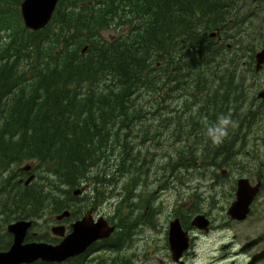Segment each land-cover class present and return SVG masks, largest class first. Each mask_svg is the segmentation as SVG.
<instances>
[{
	"label": "trees",
	"instance_id": "16d2710c",
	"mask_svg": "<svg viewBox=\"0 0 264 264\" xmlns=\"http://www.w3.org/2000/svg\"><path fill=\"white\" fill-rule=\"evenodd\" d=\"M23 1L0 0V180L39 162L58 177L57 189H70L97 151H122L124 164L134 151H164L165 142L168 151L264 142L262 80L245 74V4L264 0H59L38 31L27 29ZM251 12L253 60L264 46V14ZM44 178L0 182L6 223L43 215L53 201ZM61 202L56 212L66 210ZM9 242L6 233L0 250Z\"/></svg>",
	"mask_w": 264,
	"mask_h": 264
},
{
	"label": "flooded vegetation",
	"instance_id": "af4514ba",
	"mask_svg": "<svg viewBox=\"0 0 264 264\" xmlns=\"http://www.w3.org/2000/svg\"><path fill=\"white\" fill-rule=\"evenodd\" d=\"M253 7L245 4V74L262 78L264 90V65L257 71L255 61L264 46L255 52L254 70L249 72L252 63L248 34ZM96 153L100 158L86 170L83 178L86 183L82 179L81 188L66 200V210L48 216L44 227L37 225L44 214L32 219L34 225L25 243L59 244L85 218L92 224L104 220L114 229L111 232L104 229L103 236L78 256L60 263L42 262L264 264V207H257L264 195V151H178L177 163L161 167H149L151 151H141V165L133 167L122 163V151ZM170 154L171 151H166L168 157ZM185 155H194L196 159H187ZM22 174L19 179L25 184L24 178L35 175L34 181L38 176L33 165ZM257 185L260 190L254 196L250 214L246 219L234 217L230 213L232 206L239 200L245 204V198L253 197ZM245 186L249 190L246 195ZM104 205L113 212L107 213ZM63 212L67 216L58 220L57 216ZM56 227H64V236L55 233L61 232ZM46 233L47 238L39 236ZM8 236L10 249L14 236L10 233Z\"/></svg>",
	"mask_w": 264,
	"mask_h": 264
},
{
	"label": "water",
	"instance_id": "95a60500",
	"mask_svg": "<svg viewBox=\"0 0 264 264\" xmlns=\"http://www.w3.org/2000/svg\"><path fill=\"white\" fill-rule=\"evenodd\" d=\"M59 0H24L21 4L22 16L27 29L38 31L44 29L51 22L56 11ZM217 35L212 33V36ZM88 47L83 50L87 51ZM259 71L264 65V49L257 53ZM259 97H264V91L259 94ZM32 169V165L21 167L22 171ZM35 175H31L26 184H29ZM256 191L253 192V197L245 198V204L242 200L235 203L230 209V213L234 217L247 218L250 213V205L254 200V196L259 192L260 186L257 185ZM249 192L245 186V195ZM67 216V212L57 216L58 220H62ZM89 218L75 224L74 232L66 237L61 243L56 245L47 244L44 242H29L25 243L27 234L32 228L34 221L32 219H21L10 223L7 231L14 236V242L10 249L0 251V264H33L37 261L46 262H63L69 257L78 256L85 252L92 242L103 236L102 231L108 229V232L114 228L109 227L108 223L100 220L96 224L90 223ZM61 229V232H55L57 235L64 236V227H56ZM54 229V228H53Z\"/></svg>",
	"mask_w": 264,
	"mask_h": 264
},
{
	"label": "rangeland",
	"instance_id": "374dc122",
	"mask_svg": "<svg viewBox=\"0 0 264 264\" xmlns=\"http://www.w3.org/2000/svg\"><path fill=\"white\" fill-rule=\"evenodd\" d=\"M251 5H255V7H253V8H258L257 14H260V13L264 14V11L262 10V8L258 7V5H256V4H251ZM253 8H251V10ZM263 44H264V42H263ZM251 61H254V59L251 60ZM253 63L254 62H252V68H253ZM256 65H258L257 62H256ZM257 79L260 80V81L262 80V78H255L254 79V78H250V76H247V80L248 81H251V80L255 81ZM167 113L168 112L165 111V114H167ZM168 132H169L168 126L166 125L165 128H164V136H165V139H167V140H168ZM176 139L179 140L180 136H177ZM235 146H236V148H235L236 151H264V142L263 141H257L256 139H255L254 143L251 142L250 140H248V142L245 143V140H244V141L239 142ZM171 148H177V147H171ZM164 151H151L152 155L148 157V161H147L149 167H152V166L161 167V166L167 165L168 163H170V164L177 163V161L179 160V156L176 155L178 153V151H171L172 154H170L169 157H168V155H166V151H168V142H165V150ZM195 151H202V150L200 148H196ZM140 153H141V151H134L132 153L131 157L126 159L125 166L133 167V166L141 165L140 164V161H141L140 160L141 159ZM143 153H144V151H143ZM146 159H147V157L145 158L144 165H146ZM29 164L33 165V167L36 168L38 176L36 177V179L34 181L30 182L28 185H30L32 183L33 184H37V183L41 182V178L42 177H45L42 180V182H44L45 184H48L47 186H53V191H52L53 201H52V203H50L45 208V210L43 212V214H44L43 218H41L39 220V222L37 223V225H39L40 227H44L46 225V223H47V220L49 219L48 216H51L53 214L56 215L55 211L57 210V208L60 205L63 204L61 202V200H65L66 199L67 202H68V200L73 196V195L70 196L72 194V192L77 190V189H79V188H81V186H80V184H78L76 187L69 189L66 186L60 185V187L63 190L57 189L56 185H57L58 177L55 176V174H52V173L48 172L45 169V165H42L39 162H34V163L33 162H27V163H24L21 166H16L15 171L11 169L9 172H6L3 175V180L8 178V177H10L11 175H14V179L17 180L18 182H20L19 176L21 175V178H23L21 167L29 165ZM95 172L96 171L94 170V173ZM27 178H24L25 181L27 180ZM129 178H130V175L127 177V179H129ZM3 180H0V182H2ZM83 183H86L85 179H83ZM21 184L26 185L25 183H21ZM47 186H46V188H47ZM68 189L70 190V192H66V190H68ZM261 197L262 198L259 200V202H257V207L259 205L264 207V195L261 196ZM175 200H177V199H174V201ZM59 202H61V204H58ZM102 207L106 210L107 213H112L113 212V209L109 208L107 205H104ZM6 218H7L6 216H0V239H1V241H5V234L6 233L8 235V232H7V229H6L7 223L4 221V219H6ZM33 219H35V218H33ZM39 236L43 237V238H47L48 237L47 233L46 234H40Z\"/></svg>",
	"mask_w": 264,
	"mask_h": 264
},
{
	"label": "bare ground",
	"instance_id": "6f19581e",
	"mask_svg": "<svg viewBox=\"0 0 264 264\" xmlns=\"http://www.w3.org/2000/svg\"><path fill=\"white\" fill-rule=\"evenodd\" d=\"M255 61H256L257 64H258V60H257V58H255ZM252 62H253V61H251V63H252ZM253 70H254V69L251 68V69L249 70V72H251V71H253ZM242 76H245V74H243ZM252 78H253V77H252ZM263 100H264V98H261V99L259 98V99H258L259 102H262ZM38 179H39V178H38ZM42 216H43V215H42Z\"/></svg>",
	"mask_w": 264,
	"mask_h": 264
}]
</instances>
